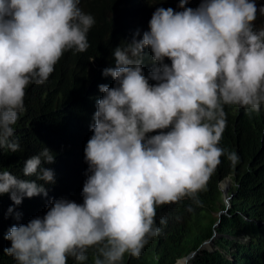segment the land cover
Segmentation results:
<instances>
[{
	"label": "clouds",
	"instance_id": "9594fccd",
	"mask_svg": "<svg viewBox=\"0 0 264 264\" xmlns=\"http://www.w3.org/2000/svg\"><path fill=\"white\" fill-rule=\"evenodd\" d=\"M117 5L122 8L114 11L115 22L128 1ZM165 5L133 8L134 22L111 48L115 65L102 71L115 83L99 84L103 95L97 106L91 104L82 132L92 136L75 145L88 164L83 203L58 198L46 187L55 183L51 145L24 155L18 169L0 171V242L11 241L4 252L17 264H68L69 257L84 262L93 247L91 264H123L126 253L139 257L161 232L157 205L185 197L200 203L198 193L221 156L238 162L237 151L220 145L229 125L227 105H236L238 113L251 111L249 116L264 113V27L257 28L264 5L257 0ZM95 25L83 0H0V148L5 153L21 148L15 125L25 112L26 88L46 82L65 51L86 53ZM147 49L152 66L145 72ZM226 181L232 187L225 190ZM220 188L225 207L214 230L232 208V179ZM40 194L49 198L42 216L31 208ZM14 216L21 222L33 218L7 231ZM201 245L187 252H192L188 259Z\"/></svg>",
	"mask_w": 264,
	"mask_h": 264
},
{
	"label": "trees",
	"instance_id": "16d2710c",
	"mask_svg": "<svg viewBox=\"0 0 264 264\" xmlns=\"http://www.w3.org/2000/svg\"><path fill=\"white\" fill-rule=\"evenodd\" d=\"M119 0H83V6L96 18V25L90 34V48L84 54L73 50L65 51L55 65V70L41 86L26 88L25 112L16 135L21 148L17 152L5 153L0 148V171L6 167L18 169L20 159L29 153L51 145L55 148V160L52 168L55 183L46 187L58 193V198L67 197L83 203L82 189L86 180L85 170L88 164L85 152H76L75 145L79 138H90L92 133L83 136L91 104L97 106V99L103 95L99 84L113 86L111 75L104 76L103 68L115 65L111 50L116 39L134 22L129 14L133 8L144 6L151 9L164 4L173 5L179 0H127L128 6L119 22L114 21V11ZM81 2V0H80ZM195 0H188L193 6ZM264 5V0H257ZM122 8V6H118ZM176 10H180L179 6ZM263 12V11H262ZM259 25L264 27V20L258 11ZM145 60V72L151 68V51ZM168 58H166L167 60ZM170 63V60H168ZM97 63V67L94 65ZM155 83V81H150ZM28 89V90H27ZM229 125L222 135V146L228 151H237L239 160L232 164L226 155L207 182V187L198 193L200 203L190 197L178 202L157 205L156 222L161 232L151 237L139 257L125 254L123 264H175L193 247H198L205 238L214 234V224L218 211L225 207L220 183L226 178L233 181L232 208L222 215L217 228L219 237L215 239L216 248L199 254L196 264H264V113L253 112L249 116L246 110L238 113L236 105H227ZM160 131L154 130L153 133ZM72 145V146H70ZM7 150V148L5 147ZM43 183L44 181H39ZM49 198L43 194L35 196L32 210L42 216L46 211ZM219 203L220 206H219ZM193 210L188 211L187 206ZM15 209L14 212L15 213ZM217 212V213H215ZM1 215V212H0ZM161 217L167 223L161 224ZM33 216L23 222L11 218L7 231L13 224L27 223ZM246 236L247 239L236 240L234 237ZM193 243V245H192ZM11 245L10 240L0 242V264H17L15 259L4 252ZM96 249L88 250V260L77 261L68 258V264H91ZM180 263L192 264L185 258Z\"/></svg>",
	"mask_w": 264,
	"mask_h": 264
},
{
	"label": "rangeland",
	"instance_id": "374dc122",
	"mask_svg": "<svg viewBox=\"0 0 264 264\" xmlns=\"http://www.w3.org/2000/svg\"><path fill=\"white\" fill-rule=\"evenodd\" d=\"M178 4H174V8L177 6ZM199 5V0H197V2H196V4L194 5V7H196V6H198ZM223 186H224V188H225V190L227 189V188H231L232 187V182L231 181H226L225 183H223ZM224 196L225 197H227V195L226 194H224ZM225 197H224V199H225ZM224 203H225V201H224ZM228 203V202H227ZM228 208H230V206H228L227 207V210H228ZM226 210V213L227 212H229V211H227ZM215 213H217V212H215ZM216 223V222H215ZM215 227H217V226H215ZM213 237V238H212ZM219 237V233H218V231L216 230V232H215V230H214V234L210 237V238H212V241H210V242H208V243H205V240H203V242H202V245L199 247V248H194L195 249V251H196V254L193 256V257H191V259H188V257L191 255V253L192 252H189V254L187 255L186 254V256H183V257H181V258H179L176 262H175V264H185V263H180V261L182 260V259H188L192 264H195V259H196V257L202 252V251H204V250H206L207 249V251H213L214 250V248L216 247V243H215V239H217ZM206 239V238H205ZM192 245H193V243H192ZM206 248V249H205ZM203 254V253H202ZM196 256V257H195ZM92 259V261H93V259L94 258H91ZM186 264H188V263H186Z\"/></svg>",
	"mask_w": 264,
	"mask_h": 264
},
{
	"label": "water",
	"instance_id": "95a60500",
	"mask_svg": "<svg viewBox=\"0 0 264 264\" xmlns=\"http://www.w3.org/2000/svg\"><path fill=\"white\" fill-rule=\"evenodd\" d=\"M219 223H220V216H219V218H218V220H217V223L215 224V225H219ZM216 229V228H215ZM215 232H216V230H215ZM212 240V239H211Z\"/></svg>",
	"mask_w": 264,
	"mask_h": 264
},
{
	"label": "bare ground",
	"instance_id": "6f19581e",
	"mask_svg": "<svg viewBox=\"0 0 264 264\" xmlns=\"http://www.w3.org/2000/svg\"><path fill=\"white\" fill-rule=\"evenodd\" d=\"M196 257V256H195ZM186 260H188V259H186Z\"/></svg>",
	"mask_w": 264,
	"mask_h": 264
}]
</instances>
